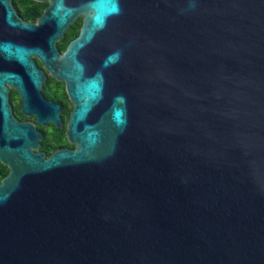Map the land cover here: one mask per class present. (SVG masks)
Here are the masks:
<instances>
[{"label":"water","instance_id":"water-1","mask_svg":"<svg viewBox=\"0 0 264 264\" xmlns=\"http://www.w3.org/2000/svg\"><path fill=\"white\" fill-rule=\"evenodd\" d=\"M32 58L63 60L77 149H23L0 72V160L28 168L0 264H264V0H51L38 24L0 0V64Z\"/></svg>","mask_w":264,"mask_h":264},{"label":"flooded vegetation","instance_id":"flooded-vegetation-1","mask_svg":"<svg viewBox=\"0 0 264 264\" xmlns=\"http://www.w3.org/2000/svg\"><path fill=\"white\" fill-rule=\"evenodd\" d=\"M11 4L23 21L38 24V20L50 7L51 0H11ZM84 19V15H78L70 24L64 39L58 43L61 55L81 35ZM63 43L64 49L61 48ZM32 61V67L29 66L28 71L15 64L1 63L0 72L15 73L20 79L18 83L5 82L4 86L10 119L24 129L29 138L30 143H20L21 147L33 158L48 161L58 152H73L77 149V144L69 135L76 104L68 92L67 84L56 75L58 63L63 60L49 66L50 68L38 58H32ZM105 88L107 89V82ZM106 96L105 90L103 100ZM14 167L23 172L28 170L23 161L10 164L0 160V187L9 178Z\"/></svg>","mask_w":264,"mask_h":264},{"label":"trees","instance_id":"trees-1","mask_svg":"<svg viewBox=\"0 0 264 264\" xmlns=\"http://www.w3.org/2000/svg\"><path fill=\"white\" fill-rule=\"evenodd\" d=\"M61 48H62V49H64V48H65V44H64V43L61 45Z\"/></svg>","mask_w":264,"mask_h":264}]
</instances>
